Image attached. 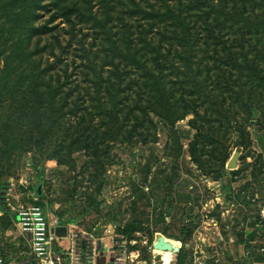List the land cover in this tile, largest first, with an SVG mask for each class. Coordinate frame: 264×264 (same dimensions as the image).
<instances>
[{
    "label": "trees",
    "instance_id": "obj_1",
    "mask_svg": "<svg viewBox=\"0 0 264 264\" xmlns=\"http://www.w3.org/2000/svg\"><path fill=\"white\" fill-rule=\"evenodd\" d=\"M189 114L197 129L191 160L204 172L213 159L225 166L233 134L241 149L251 144L249 126H264V0H0L7 161L35 152L42 179L48 161L69 164L73 152H85L83 169L101 189L115 144H157L163 123L182 150L176 124ZM44 195L42 188L37 196ZM166 212L121 232L131 237L146 223L166 235ZM183 233L185 243L193 232L184 226ZM240 237L251 262L264 264V246L250 252ZM183 248L178 264H186ZM208 260L224 264L212 254Z\"/></svg>",
    "mask_w": 264,
    "mask_h": 264
},
{
    "label": "rangeland",
    "instance_id": "obj_2",
    "mask_svg": "<svg viewBox=\"0 0 264 264\" xmlns=\"http://www.w3.org/2000/svg\"><path fill=\"white\" fill-rule=\"evenodd\" d=\"M63 22L59 18L54 24L59 23L61 29L65 26ZM193 117L189 114L176 124V129L181 131L182 150L174 145L171 130L163 123L158 129L157 144H115L101 189L83 169L88 160L85 152H73L69 164L57 166L53 160L48 161L42 178L43 199L36 194L42 177L41 164L34 163L36 153H23L20 158L16 153L14 160L7 161L4 148L0 149V210L7 212V218L0 217V254L16 253L21 246L22 235L16 232L14 236H7V231L17 225V212L9 210V202L14 207L23 202L35 203L50 216L65 221L73 219L77 229L90 232L97 229L100 233L111 225L124 227L135 219L145 221L156 217L163 209L167 211V230L166 235L161 233L184 247L186 264H195V258L201 264H211L209 253L224 264H234V261L253 264L245 244L239 242L242 234L250 252L264 246V126H249L251 144L241 149L234 146L237 136L233 134L225 166L220 167L213 159L204 172L191 160L190 143L197 133L190 126ZM237 151L240 152L237 167L230 169L228 165ZM178 153L181 156L177 158ZM152 155L161 161L149 163ZM162 163L167 167L171 186L166 175L160 172ZM149 168V180L145 181V171ZM72 190L74 200L68 197ZM148 199L151 207L144 212ZM144 224L145 229L138 231L142 236L136 233L131 236L139 242L137 247H141L144 236L154 237L152 226ZM67 225L71 231L72 225ZM184 226L193 232L185 243L179 241L186 236ZM177 260L178 256L172 254L170 264H178Z\"/></svg>",
    "mask_w": 264,
    "mask_h": 264
},
{
    "label": "built area",
    "instance_id": "obj_3",
    "mask_svg": "<svg viewBox=\"0 0 264 264\" xmlns=\"http://www.w3.org/2000/svg\"><path fill=\"white\" fill-rule=\"evenodd\" d=\"M9 206V210L17 212V225L7 231V236L18 232L22 240L19 250L8 254V259L0 254V264H150V261L156 264L161 260L154 249L161 232H155L152 239L144 236L141 247H137L139 242L122 233L119 225H111L100 233L97 229L92 232L77 229L71 224L73 228L69 231L65 220L45 214L35 203L20 202L14 207L9 202ZM6 213L0 210V217ZM59 227H66L65 236L57 234ZM135 233L142 236L140 232ZM194 261L201 264L198 258Z\"/></svg>",
    "mask_w": 264,
    "mask_h": 264
},
{
    "label": "water",
    "instance_id": "obj_4",
    "mask_svg": "<svg viewBox=\"0 0 264 264\" xmlns=\"http://www.w3.org/2000/svg\"><path fill=\"white\" fill-rule=\"evenodd\" d=\"M239 157H240V152L237 151L228 165L230 169H235L237 167ZM42 184H43V180L41 179L37 186L38 195L42 194ZM56 232L60 236H65L66 227H59L56 229ZM154 249L156 251H173L174 254L177 256L179 255L182 249V246H179L177 243L168 242L166 241L165 236L163 234H158L156 242L154 243ZM101 262L105 263V259H102ZM156 264H168V263L166 261L159 260L156 262Z\"/></svg>",
    "mask_w": 264,
    "mask_h": 264
},
{
    "label": "bare ground",
    "instance_id": "obj_5",
    "mask_svg": "<svg viewBox=\"0 0 264 264\" xmlns=\"http://www.w3.org/2000/svg\"><path fill=\"white\" fill-rule=\"evenodd\" d=\"M165 239L168 242L177 243L179 245V242H177V241H171L166 237H165ZM157 253H158V255H160L162 260L166 261L168 264H170V259L172 258V254L175 255L173 251H157Z\"/></svg>",
    "mask_w": 264,
    "mask_h": 264
},
{
    "label": "crops",
    "instance_id": "obj_6",
    "mask_svg": "<svg viewBox=\"0 0 264 264\" xmlns=\"http://www.w3.org/2000/svg\"><path fill=\"white\" fill-rule=\"evenodd\" d=\"M121 226H122V225H119V228H118L120 231L124 228V227L120 228ZM120 231H119V232H120ZM154 233H155V232H154ZM150 238H151V237H150ZM177 256H178V255H177ZM161 260H162V258H161ZM150 264H151V261H150Z\"/></svg>",
    "mask_w": 264,
    "mask_h": 264
}]
</instances>
